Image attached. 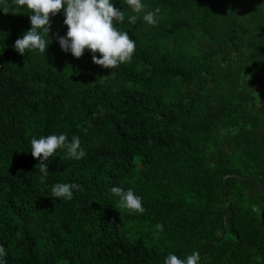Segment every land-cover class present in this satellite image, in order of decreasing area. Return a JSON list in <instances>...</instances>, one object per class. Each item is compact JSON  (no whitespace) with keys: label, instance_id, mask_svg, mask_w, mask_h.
Masks as SVG:
<instances>
[{"label":"trees","instance_id":"obj_1","mask_svg":"<svg viewBox=\"0 0 264 264\" xmlns=\"http://www.w3.org/2000/svg\"><path fill=\"white\" fill-rule=\"evenodd\" d=\"M112 2L136 49L111 70L87 49L79 59L61 50L63 11L46 53L20 56L30 13L0 11L7 264H164L193 251L200 264H264V0H141V14ZM53 134L78 136L86 156L58 149L44 177L31 140ZM55 183L82 190L57 199ZM112 187L131 188L145 211L118 208Z\"/></svg>","mask_w":264,"mask_h":264},{"label":"clouds","instance_id":"obj_2","mask_svg":"<svg viewBox=\"0 0 264 264\" xmlns=\"http://www.w3.org/2000/svg\"><path fill=\"white\" fill-rule=\"evenodd\" d=\"M126 4L136 14L144 13L146 8L141 0H126ZM22 9L30 13L28 18L31 28L24 32L22 38H18L13 46L14 51L20 56H24L26 50L46 53L49 46L47 40H50V22L61 11L64 14L63 24L68 30L65 36L57 33L55 38L63 52H70L74 58L79 59L87 49L92 53L94 65L109 70L130 62L135 52L136 43L129 37L128 32L120 31L114 26V22L123 23L125 15L112 0H0V11L5 15L9 13L14 15ZM159 11L160 9L156 8L155 12H146L143 15L144 22L148 25H156ZM138 18V15H133L129 17L128 22L134 24ZM96 53L100 54V58H97ZM58 149H64L69 159L78 161L86 156V152L81 147V140L76 135H73L70 141L66 134L33 138L31 155L39 161L36 168L44 177H47L49 173L48 162L56 155ZM74 190L81 191L82 186L75 183H55L51 187V195L57 199L70 201ZM110 193L118 198L117 207L129 214H142L145 211L142 198L131 188L125 191L120 187H112ZM155 228L158 232L164 230L162 223L156 224ZM6 256L4 246L0 245V264H7ZM200 260L198 251H193L183 259L169 253L164 264H200Z\"/></svg>","mask_w":264,"mask_h":264}]
</instances>
